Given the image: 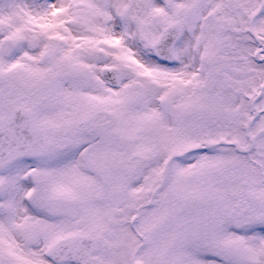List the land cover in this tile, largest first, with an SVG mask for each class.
I'll use <instances>...</instances> for the list:
<instances>
[{
    "label": "snow or ice",
    "instance_id": "1",
    "mask_svg": "<svg viewBox=\"0 0 264 264\" xmlns=\"http://www.w3.org/2000/svg\"><path fill=\"white\" fill-rule=\"evenodd\" d=\"M0 264H264V0H0Z\"/></svg>",
    "mask_w": 264,
    "mask_h": 264
}]
</instances>
